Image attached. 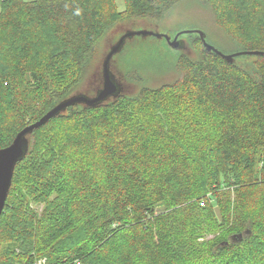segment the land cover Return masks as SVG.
<instances>
[{
	"label": "trees",
	"instance_id": "trees-1",
	"mask_svg": "<svg viewBox=\"0 0 264 264\" xmlns=\"http://www.w3.org/2000/svg\"><path fill=\"white\" fill-rule=\"evenodd\" d=\"M124 2L0 0V150L65 100L124 18L202 7L207 18L182 15L239 54L194 32L195 56L164 53L175 76L151 86L150 45L121 64L135 92L71 105L27 134L0 264H264V0Z\"/></svg>",
	"mask_w": 264,
	"mask_h": 264
},
{
	"label": "rangeland",
	"instance_id": "rangeland-1",
	"mask_svg": "<svg viewBox=\"0 0 264 264\" xmlns=\"http://www.w3.org/2000/svg\"><path fill=\"white\" fill-rule=\"evenodd\" d=\"M116 1L119 9L124 10L126 7L124 0ZM188 10L200 16H206V18L207 12H209L202 7L199 8V10L191 8ZM188 10H176L172 15L175 17L169 18L165 23H158L139 17L124 18L118 21L114 26L108 29L97 43V53L94 64L88 68L86 76L69 92L65 99L77 96L93 98L99 93L103 85V69L107 55L111 48L123 37L124 42L120 50L113 55L110 61V69L114 75V80L120 85L121 92L128 94L135 92L138 86H136V82L129 81L125 78V70L121 64L129 58H136L135 60L138 62L140 58L137 57V54L140 52L154 53L150 45H156L161 51V59L155 60L158 65L148 70L149 72L147 75L145 74V77L148 78V82L146 83L151 86L169 81L175 76L170 63V58L172 56L164 58L162 57L164 53L167 52L174 56L182 53L195 56L194 49L191 45V38L195 35L193 32L194 30H201L205 35L207 34L209 44L220 51L234 52L235 48L233 44H229L231 41L226 36L219 37L214 32L213 25L210 21L206 23L199 15L193 13H185L182 15V12ZM140 31H147L148 33L138 34L137 32ZM128 33L132 34L127 35ZM157 34L167 35L171 40L178 35L179 47L171 46L165 37L158 36ZM218 40L229 48L222 46ZM169 67L171 69H169Z\"/></svg>",
	"mask_w": 264,
	"mask_h": 264
},
{
	"label": "water",
	"instance_id": "water-1",
	"mask_svg": "<svg viewBox=\"0 0 264 264\" xmlns=\"http://www.w3.org/2000/svg\"><path fill=\"white\" fill-rule=\"evenodd\" d=\"M193 32L199 34V36L201 37L202 41L204 42L205 46L208 49L214 50L215 52L219 53L220 55L224 56L227 59H231L236 54H239V53L224 54L221 51H219L216 47H214L213 45L209 44L206 41L205 33L203 31L194 30ZM137 33L147 34L148 32L140 31ZM130 34L132 33H128L127 35ZM157 35L165 37L171 46L179 47L180 45V43L178 42V35H176L173 38V40H171L167 35H162V34H157ZM123 42H124V37L121 38V40L109 51L104 63L103 85L101 90L95 97L88 98L85 96H77L62 100L54 108H52L49 112H47L41 119H39L38 121L32 124H29L23 130H21L15 137L14 141L8 147L0 150V217L2 215V212L4 211L6 200L10 192L13 174H14V168L17 162L25 156V154L28 152L29 149V141L26 137L27 134L31 133L34 129L42 126L49 119L61 113L71 105L78 103L93 105L107 99L110 96H115L119 94L120 85L114 80V75L112 73V70L110 69V61L113 55L120 50ZM249 53H259V52L255 51ZM260 53H264V52L260 51ZM238 236L241 237L242 234H238Z\"/></svg>",
	"mask_w": 264,
	"mask_h": 264
},
{
	"label": "built area",
	"instance_id": "built-area-1",
	"mask_svg": "<svg viewBox=\"0 0 264 264\" xmlns=\"http://www.w3.org/2000/svg\"><path fill=\"white\" fill-rule=\"evenodd\" d=\"M45 262V260H40L38 264H43Z\"/></svg>",
	"mask_w": 264,
	"mask_h": 264
}]
</instances>
